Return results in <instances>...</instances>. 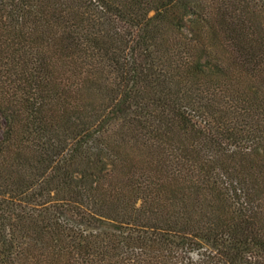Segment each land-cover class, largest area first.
Segmentation results:
<instances>
[{
    "label": "trees",
    "instance_id": "16d2710c",
    "mask_svg": "<svg viewBox=\"0 0 264 264\" xmlns=\"http://www.w3.org/2000/svg\"><path fill=\"white\" fill-rule=\"evenodd\" d=\"M0 264H264V0H0Z\"/></svg>",
    "mask_w": 264,
    "mask_h": 264
},
{
    "label": "rangeland",
    "instance_id": "374dc122",
    "mask_svg": "<svg viewBox=\"0 0 264 264\" xmlns=\"http://www.w3.org/2000/svg\"><path fill=\"white\" fill-rule=\"evenodd\" d=\"M2 127H3V121L1 122V125H0V138L2 136Z\"/></svg>",
    "mask_w": 264,
    "mask_h": 264
}]
</instances>
